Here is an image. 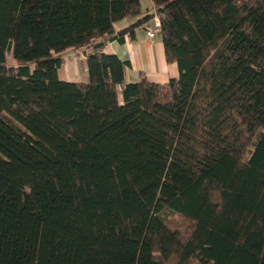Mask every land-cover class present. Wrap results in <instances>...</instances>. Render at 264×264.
Segmentation results:
<instances>
[{"label": "trees", "instance_id": "trees-1", "mask_svg": "<svg viewBox=\"0 0 264 264\" xmlns=\"http://www.w3.org/2000/svg\"><path fill=\"white\" fill-rule=\"evenodd\" d=\"M142 1L0 0V264H264V0ZM154 16L178 76L127 83Z\"/></svg>", "mask_w": 264, "mask_h": 264}, {"label": "crops", "instance_id": "crops-1", "mask_svg": "<svg viewBox=\"0 0 264 264\" xmlns=\"http://www.w3.org/2000/svg\"><path fill=\"white\" fill-rule=\"evenodd\" d=\"M146 6V13L140 16L154 13L150 0H144L142 5ZM137 19L122 20L114 25L115 31L119 32L131 27ZM158 23L154 16L142 26L136 27L133 31L126 32L122 41L112 40L106 43L102 52L108 55H116L122 61H128L126 69V82H138L141 77L147 81L157 84H165L171 78L178 76L175 64H168L164 57V48L160 37L155 33L153 39L146 35L145 26ZM93 50L82 48L77 51L67 52L63 56L61 67L57 70L58 79L70 83H85L88 81L86 56Z\"/></svg>", "mask_w": 264, "mask_h": 264}, {"label": "rangeland", "instance_id": "rangeland-1", "mask_svg": "<svg viewBox=\"0 0 264 264\" xmlns=\"http://www.w3.org/2000/svg\"><path fill=\"white\" fill-rule=\"evenodd\" d=\"M142 11L143 13L145 14L146 13V6L145 4L142 5ZM168 220H169V224L172 225L173 227L174 226H180V225H187L186 222H184L183 220L179 219L178 217H168Z\"/></svg>", "mask_w": 264, "mask_h": 264}, {"label": "built area", "instance_id": "built-area-1", "mask_svg": "<svg viewBox=\"0 0 264 264\" xmlns=\"http://www.w3.org/2000/svg\"><path fill=\"white\" fill-rule=\"evenodd\" d=\"M158 30V23H153L148 26H145L146 35L149 39H153L155 36V33Z\"/></svg>", "mask_w": 264, "mask_h": 264}]
</instances>
